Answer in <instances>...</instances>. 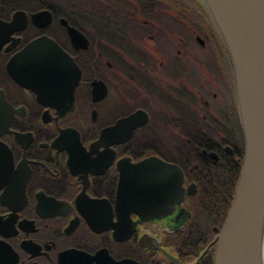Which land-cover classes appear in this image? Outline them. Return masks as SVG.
<instances>
[{
  "label": "flooded vegetation",
  "instance_id": "1",
  "mask_svg": "<svg viewBox=\"0 0 264 264\" xmlns=\"http://www.w3.org/2000/svg\"><path fill=\"white\" fill-rule=\"evenodd\" d=\"M163 1L0 0V264H214L241 75L211 18ZM41 37L80 72L71 99L18 79Z\"/></svg>",
  "mask_w": 264,
  "mask_h": 264
},
{
  "label": "water",
  "instance_id": "2",
  "mask_svg": "<svg viewBox=\"0 0 264 264\" xmlns=\"http://www.w3.org/2000/svg\"><path fill=\"white\" fill-rule=\"evenodd\" d=\"M198 1L221 34L237 76L241 75L244 156L228 215L216 238L214 264H264V0ZM18 66L23 70L18 72L21 84L40 95L50 90L51 95L66 94L71 99L81 77L79 72L76 78L72 58L46 37L25 48ZM135 119L120 121L114 130L129 122L131 133ZM119 187L121 193L123 179Z\"/></svg>",
  "mask_w": 264,
  "mask_h": 264
},
{
  "label": "trees",
  "instance_id": "3",
  "mask_svg": "<svg viewBox=\"0 0 264 264\" xmlns=\"http://www.w3.org/2000/svg\"><path fill=\"white\" fill-rule=\"evenodd\" d=\"M160 1H161L162 6L160 5V6H158V7H160V8H162V7H167V8H168V7H171L170 2H165V1H163V0H160ZM178 1H180V0H178ZM192 1H193V5H194V7L198 8L200 11H202V13H203L204 15L208 16L207 12H206L205 9L199 4L198 0H192Z\"/></svg>",
  "mask_w": 264,
  "mask_h": 264
},
{
  "label": "rangeland",
  "instance_id": "4",
  "mask_svg": "<svg viewBox=\"0 0 264 264\" xmlns=\"http://www.w3.org/2000/svg\"><path fill=\"white\" fill-rule=\"evenodd\" d=\"M160 5L162 6V4H161V2H160ZM164 9H167V7H162L161 9H159L161 12L164 10ZM167 10H169V11H172V9L171 8H169L168 7V9ZM184 10V9H183ZM194 10H192V12H193ZM173 12V11H172ZM183 13H184V11H182ZM191 12V11H190ZM189 12V13H190ZM179 15H182V14H180L181 13V11L180 12H177ZM194 14L196 15V13H195V11H194ZM183 16V15H182Z\"/></svg>",
  "mask_w": 264,
  "mask_h": 264
}]
</instances>
